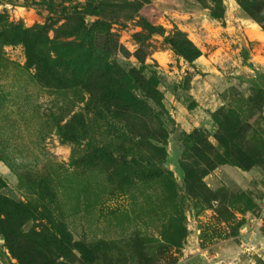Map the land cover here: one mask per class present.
Masks as SVG:
<instances>
[{
	"label": "rangeland",
	"instance_id": "374dc122",
	"mask_svg": "<svg viewBox=\"0 0 264 264\" xmlns=\"http://www.w3.org/2000/svg\"><path fill=\"white\" fill-rule=\"evenodd\" d=\"M104 61L146 111L91 103ZM0 199V264L264 259V0H0Z\"/></svg>",
	"mask_w": 264,
	"mask_h": 264
},
{
	"label": "trees",
	"instance_id": "16d2710c",
	"mask_svg": "<svg viewBox=\"0 0 264 264\" xmlns=\"http://www.w3.org/2000/svg\"><path fill=\"white\" fill-rule=\"evenodd\" d=\"M244 7V5H242ZM104 25V23H102ZM155 30L151 29V32ZM28 34V33H26ZM19 35V33L17 34ZM26 41H24L26 48H27V54H28V60L31 61L32 65H36L37 69L40 70V67H42V62L44 59L47 57L42 56L40 57L39 55H36L34 57V54L31 52V44L32 42L29 41V37H26ZM173 50L183 56L186 60L188 61H193L195 60L199 54L200 51L199 49L191 42L189 41L185 36L178 35V38H170L169 40ZM33 58V59H32ZM42 58V59H41ZM99 61L102 59H100ZM103 62V59H102ZM106 65L102 71L94 75V73L91 74V76L87 77V81H82V84H85V88L89 90V93L92 95V100L91 103H94L97 107H105L107 109H114L116 108L119 110L120 108H125L128 109L130 106H135L136 111L141 110V111H146L147 105H143V100L137 98L136 96L132 95L130 93L129 95H125L122 98V95H120L123 91H126L124 89L125 84L122 82V78L119 77L118 75L115 74L114 71H112V67L104 61V64ZM45 73L51 74L49 82H54L59 83L60 86H68L71 83V79L69 82L66 77L63 76L61 72H59L57 69L54 68L53 62L50 59V65L45 66ZM43 73V72H42ZM40 74V73H39ZM44 74V73H43ZM131 76L133 79H137L136 75L134 74V71L131 72ZM140 82H143V80H140ZM127 92V91H126ZM127 94V93H126ZM135 104V105H133ZM186 169L185 165L183 167ZM187 177L192 176V171L187 170L186 171ZM11 202L6 201V200H1L0 199V214H4V218H0V224L2 225V228L0 229L1 231H8L11 232V230L15 229V224L16 221L13 220L14 217L10 215L9 210L12 212H16L14 207L10 204ZM18 208V207H16ZM19 209V208H18ZM18 220V225H20V222L22 219L20 216L17 217ZM256 264H264V259L257 257L256 258ZM54 264H64L63 261H55Z\"/></svg>",
	"mask_w": 264,
	"mask_h": 264
},
{
	"label": "built area",
	"instance_id": "2783aa9c",
	"mask_svg": "<svg viewBox=\"0 0 264 264\" xmlns=\"http://www.w3.org/2000/svg\"><path fill=\"white\" fill-rule=\"evenodd\" d=\"M257 224H261L264 221V210L261 212L259 216L256 217Z\"/></svg>",
	"mask_w": 264,
	"mask_h": 264
}]
</instances>
